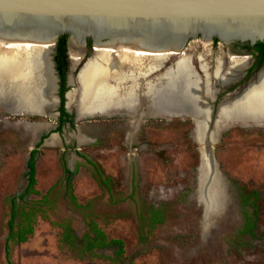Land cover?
<instances>
[{
    "label": "rangeland",
    "instance_id": "rangeland-1",
    "mask_svg": "<svg viewBox=\"0 0 264 264\" xmlns=\"http://www.w3.org/2000/svg\"><path fill=\"white\" fill-rule=\"evenodd\" d=\"M222 47L220 42L193 40L188 54L193 64L192 52L213 63ZM173 63L171 57L158 73ZM3 84L0 264H264V197L256 200L252 234L240 232L244 207L236 195H224L221 178L208 189L206 200L213 208L203 214L202 186L196 191L200 135L192 131L190 116L161 112L139 116L138 110L134 114L118 107L81 117L50 136L53 119L19 112L14 86ZM230 124L212 144L216 160L231 181L264 190V123ZM39 133L47 138L36 146ZM31 149H36L32 188L37 192L20 198ZM76 149L81 156H74ZM68 165L74 174L69 183L59 178ZM204 177L199 169V181ZM13 202L9 263L4 243ZM152 206L162 210V220L155 225L149 223ZM29 225L32 234L23 232L27 240L18 241L17 229ZM89 225L102 231L105 239L120 240L122 252L115 256L113 245L89 254L81 245Z\"/></svg>",
    "mask_w": 264,
    "mask_h": 264
},
{
    "label": "water",
    "instance_id": "water-1",
    "mask_svg": "<svg viewBox=\"0 0 264 264\" xmlns=\"http://www.w3.org/2000/svg\"><path fill=\"white\" fill-rule=\"evenodd\" d=\"M65 34L71 70L81 63L76 76L92 53L101 49H111L112 52L119 49L141 50L151 55L167 53L177 56L188 52L193 40L211 43L217 39L229 48L236 42L250 45L264 42V0H0L2 48H8L6 46L10 43L46 45L49 76L41 72L38 76V84L43 85L50 99L48 104L39 102L45 111L44 116H55L53 111L58 97L52 51L59 36ZM88 39L91 50L87 55ZM75 50L77 52H73ZM75 53L77 61L73 66ZM192 55L194 63L197 62V55L194 52ZM261 71L264 67L245 83ZM75 76L70 73L68 84L72 88L65 93L68 111L71 110L67 105L68 94L77 89L73 82ZM44 77L49 80L47 85ZM231 82L218 85V92ZM235 90L226 93L221 101ZM207 101L204 99L203 102ZM216 116L217 109L213 114V107H210L198 141L202 143L201 157L209 169L205 191L215 173L212 143L219 133H214L212 127ZM75 118L80 117L76 114ZM24 121L49 123L48 120ZM40 136L39 133L36 140Z\"/></svg>",
    "mask_w": 264,
    "mask_h": 264
},
{
    "label": "bare ground",
    "instance_id": "bare-ground-1",
    "mask_svg": "<svg viewBox=\"0 0 264 264\" xmlns=\"http://www.w3.org/2000/svg\"><path fill=\"white\" fill-rule=\"evenodd\" d=\"M1 45L0 83L4 82L3 86L8 88L14 86L19 112L43 114L45 111L39 102L48 104L50 99L43 85L38 84V76L39 72L49 76L46 45L10 43L6 46L8 48ZM206 50L209 53L208 48ZM112 51L97 50L88 58L73 79L77 89L69 92L68 107L74 109L79 117L101 114L118 107H126L134 114L138 110L139 116L151 115L152 112L190 116L193 130L200 135L196 136L198 141L210 111L204 99L213 101L218 85L237 79L247 64L245 58H230L224 64L222 56L218 55L210 71L201 54L194 66L188 52L174 56L167 53L151 55L130 49ZM171 57H174V63L158 73ZM76 59L75 53L73 66ZM46 77L44 83L47 85L49 80ZM233 122L264 123V71L246 83L242 90L237 88L224 97L217 108L213 132L219 133L225 125ZM200 169L201 176H206L203 156ZM219 179L216 173L212 184ZM199 196L206 201L204 193ZM211 205L213 208L212 202Z\"/></svg>",
    "mask_w": 264,
    "mask_h": 264
},
{
    "label": "flooded vegetation",
    "instance_id": "flooded-vegetation-1",
    "mask_svg": "<svg viewBox=\"0 0 264 264\" xmlns=\"http://www.w3.org/2000/svg\"><path fill=\"white\" fill-rule=\"evenodd\" d=\"M214 42L219 43V41L215 40V39L213 40L212 43H214ZM56 44H57V41H56ZM56 44L53 47V51H52V60L54 62V70H55V74L57 76L56 94L58 97L57 106L53 111L55 113V116L51 117V116L40 115V116L47 117L48 119L49 118L53 119V123H50L52 125L50 127V130H49L50 136L53 133L60 132L64 126H70L76 120L81 118L80 117V118L76 119L75 117H76L77 112L74 109H71L70 111H68L66 108V104H65L66 103L65 93L68 89L72 88V85L68 84L69 75L71 73V67H70L71 64H70V55H69L68 49H67V43H66V52H65L66 53V57H65L66 63H65V69H64V86L66 87V90L64 91L63 96L61 94L62 78H61V69L59 67L60 63L57 61V58H59V57L57 56ZM88 45H89L88 50L90 51L91 50L90 41H88ZM220 51H221L220 55L223 58L224 64H226L230 58H245L246 63L248 65L246 64V66L244 67L245 69L244 68L242 69L243 71L240 73L241 76L239 78L233 80L227 88L220 90L215 95L213 101H207L208 105L210 107H213V114H215L218 103L221 101L222 97L226 93L231 92V91L235 90L236 88L246 84L245 82L253 74H255L261 67H264V48L263 47H257L256 43L253 45H250L248 43L236 42V43L232 44L230 48L227 47L226 45H223V47L221 48ZM215 58H214V60H215ZM206 61L208 63L210 71H212V67L214 65V62L211 63L210 59L208 61L207 58H206ZM80 64H78V66L74 69L75 70L74 76L77 73L78 67L80 66ZM196 64H197V62L194 63L195 66H196ZM121 113H123V112H121ZM125 114L128 116H131L128 113H125ZM34 115H37V114H34ZM150 116H153V115H150ZM141 120H142V118H140V120L137 122V124H140ZM32 121H34V120H32ZM35 121H44V120H35ZM132 121H134V119ZM137 124L133 123V126H136ZM234 126H236V125H234ZM231 127H233V126H231ZM242 127H244V126H242ZM139 128H140V125H139V127H137V129H139ZM193 128H192V131H193ZM229 128L230 127L224 129L223 131H220L218 136L216 137L217 138L216 141L220 140L222 138L223 132ZM46 138H47V136L45 135V133L41 134L40 138L35 141V145L36 146L41 145L43 142H45ZM216 141H214V142H216ZM201 144L202 143H200V146L198 147L200 154H199V163L197 166L198 174H197L196 191L199 189L200 186H202L201 189L204 193V197H208V194H207L208 190L207 191L204 190V183L206 181L207 175L205 176L203 184H201V182L198 179L199 169L201 167V162H202L201 150H200ZM212 151H213V146H212ZM81 155H82V152L79 151V149H76L74 151V156L79 157ZM35 157H36V149H31L30 156H29V159L27 161V166H28V172L26 174L27 183H26L24 192L19 196L20 198H23L29 192H32V191L37 192L36 189L32 188V186L35 184V175H34L35 174V163H34ZM213 157H214V161H215V173L213 175V179H212L211 184L213 183L215 174L218 173L220 178L222 179L224 195L228 196L230 194H234L240 198V202L242 204V207H244V218H243L242 227H241L240 232L252 234L254 226H255L254 215H255V211H256V200H257V198L264 197V190L249 186L244 182L231 181L228 178V176L225 174V172H223V170L221 169L219 162L216 160V158L214 156V151H213ZM31 162H32V166L34 168V174L33 175L31 174V166H30ZM208 170L209 169H207V167L205 166L206 174H208ZM73 175H74L73 174V168L70 167V165H68L65 168V173L62 174L59 178H61L63 181H67V183H69V181L72 179ZM100 176H102V175L98 174L99 179H102L103 177L100 178ZM32 179H34L33 184L30 183ZM211 184L209 185V188H210ZM230 187H234V188L229 189ZM201 205H202L204 215L207 212H210L212 210V205H211V202L209 199H207V201H205L204 204L201 203ZM160 208L161 207L152 206L151 209H149V211L151 213L153 210L155 213L158 214V216L161 217L162 210ZM11 211H12V215H11L10 219L8 220V231L9 232H8V235L6 236L5 243H4V254H5V257L9 263H11L10 259H9L10 254H11L10 241L14 240V229H13L14 228L13 220H14V211H15L14 202L12 203ZM161 220H162V217H161ZM161 220L155 222L152 225H155V224L161 222ZM94 228L97 229L94 225H89V233L84 234L82 241L83 242L85 241V243L81 244L83 246V248H85L89 252V254H92L93 252L97 251L96 249H103L105 247H110V246L116 245L114 254H115V256H118L122 252V245L118 242H112L111 239H105L104 233L102 231H101V233H99V232L96 233L94 231ZM32 229H33V227L31 225H29L27 228L23 227L22 229H20V228L17 229L16 239L18 241H26L27 237L23 234V232H27L28 234H32ZM22 237H24V239Z\"/></svg>",
    "mask_w": 264,
    "mask_h": 264
},
{
    "label": "trees",
    "instance_id": "trees-1",
    "mask_svg": "<svg viewBox=\"0 0 264 264\" xmlns=\"http://www.w3.org/2000/svg\"><path fill=\"white\" fill-rule=\"evenodd\" d=\"M215 40H217V39H215ZM88 41H90V39H88ZM66 43H67V35L66 34L60 35L58 40H57L56 46H57V56L59 57V58H57V61L60 63L59 67L61 69V78H62L61 94H62V96H63L64 91L66 90V87L64 86V69H65V63H66V60H65ZM256 46L264 48V42H256ZM30 166H31V174L33 175L34 174V168L32 166V162L30 163ZM30 183L33 184L34 179H32ZM160 220H161V217L158 216V214L152 210V212L150 213V216H149V223L152 225L155 222L160 221ZM94 231L96 233H98V232L101 233V231L99 229L94 228ZM22 238L24 239V237H22ZM111 240H112V242H118L122 245V242L118 239H111Z\"/></svg>",
    "mask_w": 264,
    "mask_h": 264
}]
</instances>
